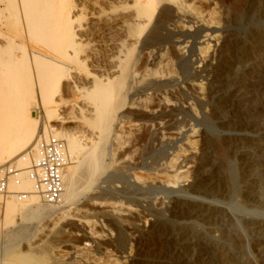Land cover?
<instances>
[{
    "label": "rangeland",
    "instance_id": "rangeland-1",
    "mask_svg": "<svg viewBox=\"0 0 264 264\" xmlns=\"http://www.w3.org/2000/svg\"><path fill=\"white\" fill-rule=\"evenodd\" d=\"M184 2L182 20L172 17L146 32L144 44L161 48L170 62L161 68L149 59V49L140 54V67L150 68L152 76L138 79L127 99L109 144L112 156L105 157L108 169L97 177L88 169L78 173L79 197L52 217L49 233L19 215L7 225L1 198L0 258L14 234L18 250L41 240L35 254L45 264H126L129 255L151 260L139 255V243L169 251L171 237L190 243L182 252L185 263L194 262V244L201 243L210 255L223 256L221 264H264V0ZM225 46L230 62L218 79ZM222 98L236 100L238 115L222 106ZM68 126L86 147L93 145L94 135L82 124ZM174 160L175 168L187 172L172 186L173 173L164 170ZM199 173H220L226 186L213 192L198 186ZM105 203L129 209L125 219L144 230H128L115 216L104 215ZM193 207L205 209V215L186 214ZM153 224L162 227V242L150 235ZM90 226L99 242L91 241L79 260L71 259L69 245L83 247Z\"/></svg>",
    "mask_w": 264,
    "mask_h": 264
},
{
    "label": "bare ground",
    "instance_id": "bare-ground-1",
    "mask_svg": "<svg viewBox=\"0 0 264 264\" xmlns=\"http://www.w3.org/2000/svg\"><path fill=\"white\" fill-rule=\"evenodd\" d=\"M186 12L184 0H0V172L6 166L29 168L36 158L33 150L37 140L50 135L66 141L71 157L61 199L55 204H45L37 194L22 200L10 196L4 199L7 225L19 215L23 220H35L37 231L49 233L48 222L52 217L63 214L79 197L78 173L82 175V170L88 169L92 177H97L106 170L110 163H106L105 157L112 156L109 144L127 99L141 79L152 76L150 68L139 65L140 54L151 49L144 44L147 30L159 22L169 23L172 17L182 20ZM179 26L185 28V25ZM181 46L177 45L178 51ZM229 50L225 46L221 54L218 79L227 71ZM148 52L149 59L161 68L169 65L161 48ZM68 95L73 99L69 100ZM221 100L222 106L238 115L235 99ZM69 109L76 115L70 116ZM69 124H82L94 135L93 145L86 147ZM175 164V160L170 161L164 170L173 173L170 185L179 183L187 172L184 167L175 168ZM244 164L247 167V160ZM190 166L186 164L189 169ZM224 182L220 173H199L196 181L198 186L212 192L220 191ZM11 187L16 191H33L32 184L26 180L20 186ZM204 210L193 207L186 214L201 217L205 215ZM128 212L129 209L116 203L102 205V213L118 218L124 228L144 230L142 224L132 225L125 219ZM79 224L86 227L83 222ZM93 231L91 226L85 229L83 247L69 245L71 259L79 260L90 242H97ZM150 231L159 240L164 236L159 224L150 225ZM18 237L19 234L13 235L0 262L32 264L37 259V264L46 263L42 256L35 254L41 240L18 250L15 244ZM169 238V251L156 247L157 244L148 245L146 240L139 241V255L153 258L142 260L129 255L125 256L126 264H168L175 259L176 264H221L223 261L221 254L212 256L204 244L196 243L194 262L185 263L181 260L182 252L190 243ZM105 253L112 256L107 249Z\"/></svg>",
    "mask_w": 264,
    "mask_h": 264
},
{
    "label": "built area",
    "instance_id": "built-area-1",
    "mask_svg": "<svg viewBox=\"0 0 264 264\" xmlns=\"http://www.w3.org/2000/svg\"><path fill=\"white\" fill-rule=\"evenodd\" d=\"M33 152L36 158L29 168L6 166L0 172V197L3 200L10 196L22 200L31 194L40 196L45 204H55L61 199L66 187V168L71 158L66 141L53 135L41 137ZM24 180L32 184V192L12 189L11 185L20 186Z\"/></svg>",
    "mask_w": 264,
    "mask_h": 264
}]
</instances>
